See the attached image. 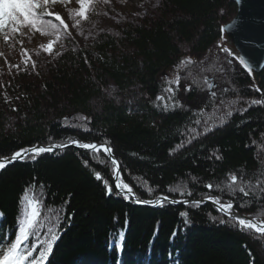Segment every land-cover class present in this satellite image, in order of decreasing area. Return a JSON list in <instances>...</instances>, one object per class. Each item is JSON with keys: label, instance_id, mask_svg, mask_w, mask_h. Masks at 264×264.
I'll return each mask as SVG.
<instances>
[{"label": "trees", "instance_id": "16d2710c", "mask_svg": "<svg viewBox=\"0 0 264 264\" xmlns=\"http://www.w3.org/2000/svg\"><path fill=\"white\" fill-rule=\"evenodd\" d=\"M160 10L125 24L119 38L101 34L88 49H67L48 76L37 71L36 84L9 74L4 88L18 102L8 130L0 112V159L37 145L106 143L119 183L139 199L192 202L137 206L117 192L103 151L28 155L0 170V244L18 234L24 196L34 193L41 214L24 247L57 236L43 264H264V235L205 201L218 197L264 222V103H251L264 97L221 36L236 5L160 0ZM230 174L247 197L230 190Z\"/></svg>", "mask_w": 264, "mask_h": 264}, {"label": "snow or ice", "instance_id": "6c2138e0", "mask_svg": "<svg viewBox=\"0 0 264 264\" xmlns=\"http://www.w3.org/2000/svg\"><path fill=\"white\" fill-rule=\"evenodd\" d=\"M107 3L109 0H103ZM57 3V0H0V33H3V40L7 44L9 43L13 36L20 34V29L30 28L36 33H40L46 36H55L54 40H51L47 45H40V47L49 55H52L55 45L58 41L61 40L62 36H71L69 31V23L61 16L60 13L52 11L49 6ZM76 3L79 5L78 11L70 13V20L74 21L73 27L79 29L82 21H87L89 19V11L92 8L94 0H76ZM48 17V19H46ZM79 17V19H77ZM55 21V22H53ZM10 27L11 35H9L5 30ZM61 28L63 32H61ZM21 46L23 45V40L20 41ZM62 46V45H61ZM225 51H228L225 49ZM25 59L23 64L25 67L31 63L32 68L36 67V61L32 60L31 54L28 52V49L22 48L21 53ZM61 53L56 52V55L59 56ZM4 53L0 52V56H3ZM39 55V53H37ZM191 59L188 58L186 61H181V64L191 63ZM240 63L244 65L245 68H248L249 72L251 68L248 63L240 58ZM10 67H15L20 69V64L10 65ZM207 82V81H206ZM169 83H172L170 81ZM174 83L179 86V77L174 81ZM211 89L213 86L208 85ZM167 91L171 92L173 89L169 88ZM212 95H215L213 92ZM158 100H163L164 97H158ZM7 102V101H6ZM252 104H262L264 100H254ZM167 107V105H165ZM15 110V109H14ZM232 113L229 112L230 116ZM197 124L200 123L199 120L196 121ZM195 131V130H193ZM78 147L91 150L93 152L103 151L108 156L112 157V149L106 144H95V143H81L80 141H73ZM66 145H50L47 147L37 146L31 149H24L22 151H16L10 158L0 159V170H3L7 167V163L10 161H15L17 159H25L26 156L31 155L35 159L38 155L45 152H52L55 148H63ZM219 158V157H217ZM112 162L116 165V179L120 180V168L119 162L112 158ZM87 164V162H85ZM97 179H102L99 173H96ZM231 183L228 185L230 190L236 191L238 188L240 193H243L245 197L249 195V192L245 190L244 186L237 185V176L230 174ZM235 186V187H234ZM108 191L111 193L112 187L108 185ZM117 189H125L129 193L132 189L127 184H122L117 182L115 184ZM209 189L213 185H207ZM250 187V186H249ZM30 191H32L30 189ZM190 195V193H189ZM163 199H167L166 197ZM210 200L216 205H218V211L223 212L230 219H234L242 229H251L255 233L264 235V222L257 223L251 219H245L239 215H233L232 209L234 204L232 202L221 203L218 197H209ZM24 200L27 201V209L25 212V218L20 221L21 226L19 227L18 234L15 235L13 240H9L6 244H0V252L3 254L0 255V264H43L46 260L47 254L52 248V244L57 239V236L53 233L51 239L48 240L46 247H40L39 245L36 248H25L24 244L27 242L31 235L34 234V230L38 226V221L40 218V208L41 202L39 198L33 193L31 196L26 193ZM140 202V201H137ZM163 202V200L159 201ZM143 203H152L151 201H143ZM195 203L199 204L200 201Z\"/></svg>", "mask_w": 264, "mask_h": 264}, {"label": "rangeland", "instance_id": "374dc122", "mask_svg": "<svg viewBox=\"0 0 264 264\" xmlns=\"http://www.w3.org/2000/svg\"><path fill=\"white\" fill-rule=\"evenodd\" d=\"M49 8L61 14L69 23V31L71 32L70 37L62 36L61 40L56 43L52 55L46 53L40 45L46 46L49 41L55 39V36L42 35L30 28L22 27L20 34L13 36L12 40L6 44L3 40V33H0V52L4 53L3 56H0V112L4 114L3 126L5 130L10 128L16 118L14 109L18 102V96L15 95L14 91L4 88V83L7 81L6 77L9 74H24L29 81L36 84L39 79L37 71L48 76L49 63L56 61L67 49L77 50L79 47L88 49L101 34H109L119 38L125 24L137 23L141 17L157 19L161 15L160 0H109L107 3L103 0H94L89 11V19L82 21L79 29H77L73 27L74 21L70 20L69 15L79 9L76 0H57V3L50 5ZM5 31L11 35L10 27ZM61 32H63L62 28ZM21 40H23L22 46ZM224 46H226L225 43ZM22 48L28 49L32 60L36 61L35 68H32L31 63L27 67L23 64L25 57L21 54ZM57 51L61 53L59 56L56 55ZM16 64H20V69L10 67V65ZM110 87L113 92L114 86L111 84ZM2 254L0 252V255Z\"/></svg>", "mask_w": 264, "mask_h": 264}, {"label": "water", "instance_id": "95a60500", "mask_svg": "<svg viewBox=\"0 0 264 264\" xmlns=\"http://www.w3.org/2000/svg\"><path fill=\"white\" fill-rule=\"evenodd\" d=\"M232 3L236 5V14L233 16L231 20L227 23L223 24L221 27V36L225 42L226 48L228 49L230 55L238 62V64L244 69V71L251 77L254 81L256 88L259 92L262 93L264 97V89L261 83V75L264 71V0H230ZM240 58H243L251 68L249 72L248 68H245L244 65L240 63ZM86 143V142H85ZM98 144V143H95ZM99 145V144H98ZM41 146V145H37ZM35 146V147H37ZM47 147V146H44ZM68 147H76L80 149H84L78 147L76 144H69L63 148H55V150L65 149ZM33 148V147H32ZM111 148V147H110ZM112 149V148H111ZM88 150V149H85ZM27 157V156H26ZM115 157L112 150V157L109 156V159L112 161V158ZM10 158V157H9ZM5 159V158H3ZM22 159H17L16 162ZM113 163V162H112ZM116 168V165H114ZM120 168V164H119ZM115 184L119 181L116 179V171H115ZM116 188V187H115ZM117 192L121 195H126L133 201L137 206H158L165 201L170 202L174 205H186L191 203L192 201H176L166 197L167 199H163L165 197H158L154 200H150L152 203H143V200L139 199L134 193L125 191L123 189H117ZM163 200V202H159ZM140 201V202H137ZM207 203L214 205L218 210V205L214 204L212 200L206 199ZM233 215H239L245 219L252 218L243 216L238 213L234 207L231 210ZM224 216L229 218L223 212L219 211ZM230 219V218H229ZM256 221V220H254ZM257 223H262L258 222Z\"/></svg>", "mask_w": 264, "mask_h": 264}]
</instances>
